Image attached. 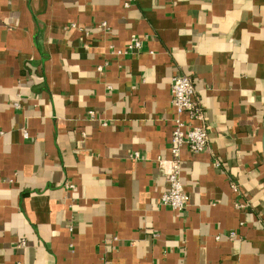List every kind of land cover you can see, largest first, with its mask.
<instances>
[{
	"label": "crops",
	"instance_id": "obj_1",
	"mask_svg": "<svg viewBox=\"0 0 264 264\" xmlns=\"http://www.w3.org/2000/svg\"><path fill=\"white\" fill-rule=\"evenodd\" d=\"M176 74L209 133L181 213ZM263 129L264 0H0V264H264Z\"/></svg>",
	"mask_w": 264,
	"mask_h": 264
},
{
	"label": "built area",
	"instance_id": "obj_2",
	"mask_svg": "<svg viewBox=\"0 0 264 264\" xmlns=\"http://www.w3.org/2000/svg\"><path fill=\"white\" fill-rule=\"evenodd\" d=\"M142 48V41L139 37L133 36L128 45L122 49L124 52L139 51ZM172 105L174 108V125L171 133L172 158L165 171L167 188L160 196V205L169 206L178 213L186 209L189 203V194L186 192L181 179V149L187 147L192 153L203 152L209 143V133L206 124L205 110L196 93L192 79L183 74H176L171 81ZM94 115V111L89 112ZM134 158L139 157L138 152L131 153ZM159 163L162 162L159 159ZM68 188L74 185L69 183ZM231 232L230 237H235ZM26 244L21 239L18 247Z\"/></svg>",
	"mask_w": 264,
	"mask_h": 264
},
{
	"label": "water",
	"instance_id": "obj_3",
	"mask_svg": "<svg viewBox=\"0 0 264 264\" xmlns=\"http://www.w3.org/2000/svg\"><path fill=\"white\" fill-rule=\"evenodd\" d=\"M262 152H263V158H264V129L262 134Z\"/></svg>",
	"mask_w": 264,
	"mask_h": 264
}]
</instances>
